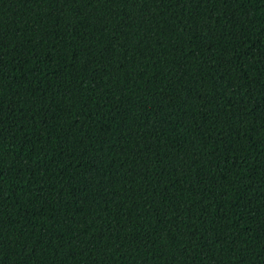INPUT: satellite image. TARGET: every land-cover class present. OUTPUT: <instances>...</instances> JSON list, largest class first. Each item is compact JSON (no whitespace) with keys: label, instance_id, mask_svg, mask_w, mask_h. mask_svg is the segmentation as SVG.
Wrapping results in <instances>:
<instances>
[{"label":"trees","instance_id":"1","mask_svg":"<svg viewBox=\"0 0 264 264\" xmlns=\"http://www.w3.org/2000/svg\"><path fill=\"white\" fill-rule=\"evenodd\" d=\"M0 264H264V0H0Z\"/></svg>","mask_w":264,"mask_h":264}]
</instances>
